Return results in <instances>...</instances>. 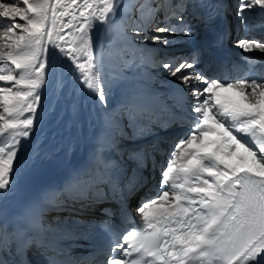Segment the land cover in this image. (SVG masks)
Masks as SVG:
<instances>
[{
	"label": "snow or ice",
	"instance_id": "snow-or-ice-1",
	"mask_svg": "<svg viewBox=\"0 0 264 264\" xmlns=\"http://www.w3.org/2000/svg\"><path fill=\"white\" fill-rule=\"evenodd\" d=\"M206 6L203 0H131V6L127 0H0V198L14 193L21 146L43 126L45 92L56 83L57 58L107 109L113 83L135 63L125 53L139 50L149 61L158 58L154 66L179 82L178 91L189 103L187 114L174 116L168 126L190 124L183 138H173L166 166L159 165L158 185L147 188L134 216L128 212L134 226L116 231L110 208L102 210L108 220L91 225L108 235L107 246L93 258L104 254L105 264H264V76L229 82L196 70L204 48L186 55L163 52L176 46L178 36L186 41L197 36L188 17ZM253 10L264 13V0H237L235 15L245 31ZM207 19L210 23L215 17ZM117 26L123 48L113 50L112 39L106 48L105 37ZM149 42L160 47L141 48ZM235 46L245 54L264 53V37L238 36ZM155 108V95L135 88L103 117L114 137L123 139L125 129H131L133 139H142L155 135ZM113 147H118L114 140L101 137L91 166L76 170L61 189L42 192L14 226L0 222V264H31L27 253L33 248L55 253L46 257L47 264H74L61 259L63 250L46 237L58 231L45 226L46 207L67 210L79 203L83 209L111 198L127 211V200L139 190L136 169L126 196L116 162L104 156ZM146 149L128 151L139 169L147 168V159L153 161L152 174L139 187L147 186L157 169ZM34 155H39L38 145Z\"/></svg>",
	"mask_w": 264,
	"mask_h": 264
},
{
	"label": "bare ground",
	"instance_id": "bare-ground-1",
	"mask_svg": "<svg viewBox=\"0 0 264 264\" xmlns=\"http://www.w3.org/2000/svg\"><path fill=\"white\" fill-rule=\"evenodd\" d=\"M127 2L131 6V0H127ZM230 4L234 5V2L230 1ZM117 20H120L119 16H117ZM189 22L194 28L195 25H193V22ZM261 23L263 22H256L257 25ZM241 27L242 31H245L244 26L241 25ZM240 33H242L241 37H244V33H248L247 37H264V35H257L254 31ZM236 35L237 33L234 34V36ZM109 39L115 41L113 50L123 48V44L119 40V26L114 28L111 37H105L106 48ZM192 41L194 39L186 41L184 37L178 36L176 37V43L180 47L166 48L163 49V52L175 53L177 55L181 53L187 54V52H181V49L190 46ZM143 47L152 49L159 48L160 46L148 43L147 45H141V48ZM238 51L239 53H243L240 48H238ZM147 55V53L139 50H129L125 53L129 61L134 60L135 63L132 67L124 69V79L113 83L107 109L102 108L94 96L89 95L86 90L81 89V85L75 80L67 62L57 58L56 83L50 84L45 92L47 105L45 107L43 126L39 129L38 135H34L31 141L21 146V171L15 189L22 188V184L27 183L28 179L32 176H39V183L42 186L46 187L47 185L53 189H61L70 179V174L75 171L76 166L87 161H90L92 164L91 158L97 148V142L101 137L109 142L114 140L115 144L118 145V147L107 148L105 150L104 154L106 159H110L111 155L124 157L125 159V157H128L129 150L143 146H147L146 151H150L152 144L151 138L155 137L156 132L157 134L160 133V131H157V125H153L152 129L155 135H147L142 139H133L131 135L130 140H125L126 138L121 139L118 136H113V129L106 125L103 117L105 111H110L120 104L126 91L135 88H147L155 95V117L164 115V121L171 120L172 111L177 109V102L189 107V103L183 100L182 94L178 91L177 85L179 82L175 78L166 76L162 68L154 66L158 62V58L156 61H149ZM142 57H144L143 62H141ZM260 57L264 61V55L260 54ZM196 70L199 71L198 68ZM61 83L63 85L62 90L59 87ZM190 99L189 97V101ZM53 106L55 107V112L50 113V109ZM188 128L189 124L183 128L184 130L181 133L184 135L178 137L177 142L187 134ZM172 143L169 145L166 144L168 153L172 150L170 147ZM37 145L39 146V155L35 156L34 150ZM129 163L126 164V167H131L132 172L136 169V178L141 177L143 169H139L138 165L132 161ZM160 179L161 175H155L154 179L150 182L151 187L158 185ZM150 185L145 187L142 195L145 194L146 188H150ZM64 197V195H60L59 199ZM76 205H70L69 207L76 208ZM59 214L57 213L56 216L59 217ZM81 218L85 219V221L90 220L87 215H82ZM85 221L84 223H77L78 230L85 224ZM52 224L55 227H59L60 225L55 221ZM61 227L69 230L75 229L74 225L70 222L67 224L65 222ZM83 232H86V227L83 229Z\"/></svg>",
	"mask_w": 264,
	"mask_h": 264
},
{
	"label": "rangeland",
	"instance_id": "rangeland-1",
	"mask_svg": "<svg viewBox=\"0 0 264 264\" xmlns=\"http://www.w3.org/2000/svg\"><path fill=\"white\" fill-rule=\"evenodd\" d=\"M126 22V21H125ZM126 25H127V28L130 30V28H131V25H130V23H126ZM150 43V42H149ZM178 47H180V46H177V43H176V46H175V48H178ZM143 59H144V57H142ZM125 59H127V60H129V58H127L126 56H125ZM125 123H126V121H125ZM125 131L127 132V136L124 138L125 140H130V137H131V135H132V133H131V131L130 132H128V130L127 129H125ZM182 135H184V134H182V133H180V135L178 136V137H180V136H182ZM177 137V138H178ZM177 138L175 139V140H177ZM125 142H127V141H125ZM58 217V216H57ZM61 216H60V214H59V217L58 218H60ZM60 220V219H56V218H53V220ZM69 219H71V217L69 218ZM51 220V219H50ZM59 224L60 225H63L64 223L61 221V222H59Z\"/></svg>",
	"mask_w": 264,
	"mask_h": 264
}]
</instances>
